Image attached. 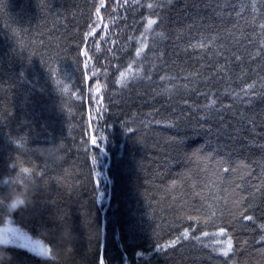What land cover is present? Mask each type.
Here are the masks:
<instances>
[{
  "label": "snow or ice",
  "instance_id": "obj_1",
  "mask_svg": "<svg viewBox=\"0 0 264 264\" xmlns=\"http://www.w3.org/2000/svg\"><path fill=\"white\" fill-rule=\"evenodd\" d=\"M92 7L97 19L83 33L85 46L81 48L77 44L78 52L73 60L79 69L82 57L83 79L96 81L89 86L87 99L99 105L95 118L103 127L98 124L92 128L89 123L88 128L93 131L90 146L83 141L91 168L87 174L83 170L72 173L64 169L63 175L50 177L47 163L39 167L33 162L26 167L17 155L10 171L2 174L6 178L0 180V191L7 188L19 193L27 182L35 195L28 197L27 205L17 199L12 206H24L11 213L7 211L6 200L0 199V217L19 216L28 225L35 221L36 228L53 234L44 241L33 239L19 229H0V249L9 255L7 264H19L11 249H26L43 258V264H59V259H52L53 250L59 248L62 252L65 240L77 239L75 225L64 209H58L54 217V223L59 221L63 226V237L56 236V227L50 228L44 218L48 204L57 203L41 198L53 179L67 191L69 199L79 198L81 189L87 187L86 182L92 181L95 202L100 203L104 196L102 181L108 177L98 170V161L101 156L109 157L108 129L114 125L101 115L107 109L97 97H102L108 89L110 73L116 72L119 75L114 84L121 93L143 89L138 94L148 97L145 103L150 101L155 105L165 101L160 109L136 113L121 121L122 132L139 143L144 139L138 135L141 129H152L157 137L156 146L175 151L183 167L171 173L166 162L165 172L155 173L162 185L158 190L164 193V199L171 197L169 208L174 216L169 230L165 232L159 225H149L148 243L144 244L142 225H130L126 240L119 246L121 254L115 259L105 255L106 243L98 240L97 264H153L156 257H168L184 248H189L191 255L186 254V258L191 264H203L204 260L238 264L235 257L247 248L264 256V0H167L166 3L150 0L146 4L143 0H123V3L117 0L108 13L107 23L101 15L107 7L105 0ZM145 8L148 15L128 26L132 31L125 32L126 40L118 44V34L111 39L113 47L104 49L117 61L115 67L110 61L99 67L93 64L96 57L89 38L96 51H100L109 42L111 28L121 10L125 14L132 12L135 17ZM97 35L99 40L95 39ZM54 56L59 58L58 53ZM125 57H128L126 68ZM41 63H46L43 57ZM48 71L58 90L69 93V85L57 78V68L50 65ZM71 95L83 99L76 91ZM188 129L192 136L183 134ZM197 136L202 142L186 147L188 140ZM8 139L32 160L28 137L21 135L13 139L9 135ZM37 143L56 149L60 153L59 161L64 160L65 144L50 140H37ZM136 166L142 168L141 162L137 161ZM169 175L171 179L164 184Z\"/></svg>",
  "mask_w": 264,
  "mask_h": 264
},
{
  "label": "trees",
  "instance_id": "obj_2",
  "mask_svg": "<svg viewBox=\"0 0 264 264\" xmlns=\"http://www.w3.org/2000/svg\"><path fill=\"white\" fill-rule=\"evenodd\" d=\"M99 2L100 0H0L2 5L0 7V180L6 178L2 174L10 171V166L17 155L21 156L23 166L26 167H30L33 162L39 167L47 163L50 166V177L63 175L64 169L72 173L83 170L87 174L88 169L91 168L83 141H87L90 146L93 131L88 128L89 123L92 124V128H96L98 124L103 127V123L95 118V109L99 105L87 99L90 95L89 86L94 85L96 81L83 79L85 70L82 66V57L79 69L73 60L77 56V44L81 48L85 46L82 43L83 33L88 30L89 23L97 19L92 5ZM105 2L107 7L106 10H102L101 15L107 23L108 13L117 0H105ZM120 2L123 3V0ZM143 2L146 4L150 0ZM151 2H161V0H151ZM163 2L166 3L167 0ZM146 15H148L146 8L135 17L132 12L125 14L121 10L119 18L111 28L112 35L109 42L104 44L100 51H96L90 37L89 46L96 57L93 64L99 67L107 65L110 61L115 67L117 61L111 59L110 54L104 49L113 47L111 39L116 38L118 34L120 39L117 43H123L126 40L125 32L132 31L128 26L133 25L134 20L139 21ZM138 34L137 32L136 35ZM95 39L99 40V35ZM57 44L59 47H56ZM54 53H58V59ZM131 55H135L134 49L131 50ZM42 57L46 61L44 64L41 63ZM127 62L128 57H125L123 61L125 68ZM50 65L57 68V78L69 85V93L58 90L48 71ZM118 75V72L110 73L111 78L107 81L108 89L102 97H97L107 109L101 115L108 124L114 125L113 128L108 129L109 157L101 156L98 161V170L103 176L108 177L107 180L102 181L101 190L105 194L101 197L100 203L94 200V181L86 182L87 187L81 189L79 198L69 199L67 191L58 186L53 179L41 196L49 202L57 201L56 205L48 204L44 217L50 228L56 227L54 233L56 236L64 235L63 226L59 221L54 223L58 209L67 211L71 223L75 225L77 239L71 242L65 240L62 246L65 250L61 252L59 264H97L98 240L106 243L105 255L109 259L118 258L121 254L119 246L126 240L130 225H142V243L146 244L149 225L151 227L159 225L167 232L173 220L174 211L169 208L171 197L164 199V193L158 190L162 185L155 177V173L165 172L166 162L171 173L180 171L183 167L181 157L175 151L158 148L156 133L152 129H141L138 135L144 139L134 143V138H129L120 128L121 121L130 119L136 113L147 114L154 111V108L160 109L165 101L160 100L155 105L150 101L145 103L148 97L138 94V92L142 93L143 89L125 90L121 93L119 87L114 84ZM101 83H104L103 77ZM73 91L83 99L73 97L71 95ZM161 112L164 114L163 109ZM90 115L91 120H89ZM183 134L192 136L191 129ZM9 135L13 139L24 135L31 140L29 154L32 157L31 161L27 155L18 151V146L8 139ZM37 140L65 144L64 160L53 162L38 155L34 149L46 147H41ZM201 142L200 137H193L188 140L186 147ZM169 156L173 159H169ZM137 161L141 162L142 168L136 166ZM16 171H19V167ZM170 179L171 175L164 184ZM6 219L0 217V225ZM10 220L37 239L47 241L53 234L47 229L36 228L35 221L28 225L21 221L19 216H13ZM205 230L215 231L213 228ZM129 252L131 254V249ZM186 254L191 255L189 248L178 249L168 257H156L153 264H191ZM11 255L19 261V264H43V258H37L23 249H11ZM235 260L238 264H264V256L252 248L239 252ZM203 264H215V262L204 260Z\"/></svg>",
  "mask_w": 264,
  "mask_h": 264
},
{
  "label": "clouds",
  "instance_id": "obj_3",
  "mask_svg": "<svg viewBox=\"0 0 264 264\" xmlns=\"http://www.w3.org/2000/svg\"><path fill=\"white\" fill-rule=\"evenodd\" d=\"M65 102L67 103L69 101H65ZM34 151H37V154L41 155L46 160H51L53 162H59L60 153L52 147H48L45 149H39V150L34 149ZM17 183H20V182L17 181ZM30 195H35V192L32 190V185L27 182L23 183L19 193L13 192L7 188L4 191H0V199L6 200L7 211L9 213L15 212L17 211L18 208L29 204L28 197ZM17 199L23 200L24 205L17 204L16 207L14 208L12 205ZM60 256H61V251L59 248L53 250L52 252L53 260L59 259ZM8 259H9V255L5 251H3V249H0V264H7Z\"/></svg>",
  "mask_w": 264,
  "mask_h": 264
},
{
  "label": "rangeland",
  "instance_id": "obj_4",
  "mask_svg": "<svg viewBox=\"0 0 264 264\" xmlns=\"http://www.w3.org/2000/svg\"><path fill=\"white\" fill-rule=\"evenodd\" d=\"M4 228H12V229H19L20 231L22 232H26L24 229H22L21 227H19L18 225L14 224L10 218H7L1 225H0V229H4ZM28 233V232H27ZM29 236H31L29 233H28ZM33 239H37L33 236H31ZM25 251H27L26 249H23ZM28 252V251H27Z\"/></svg>",
  "mask_w": 264,
  "mask_h": 264
},
{
  "label": "water",
  "instance_id": "obj_5",
  "mask_svg": "<svg viewBox=\"0 0 264 264\" xmlns=\"http://www.w3.org/2000/svg\"><path fill=\"white\" fill-rule=\"evenodd\" d=\"M102 232H103V230H102Z\"/></svg>",
  "mask_w": 264,
  "mask_h": 264
}]
</instances>
